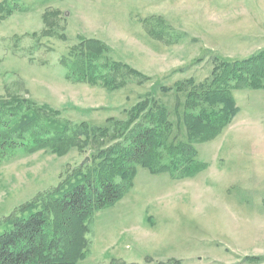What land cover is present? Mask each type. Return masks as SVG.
<instances>
[{"label": "rangeland", "instance_id": "obj_1", "mask_svg": "<svg viewBox=\"0 0 264 264\" xmlns=\"http://www.w3.org/2000/svg\"><path fill=\"white\" fill-rule=\"evenodd\" d=\"M8 3L12 10L0 12V104L27 97L47 106L42 118L68 117L70 125L126 119L146 96L167 103L177 119V100L184 101L190 87L179 90L176 81H202L221 59L264 50V0ZM87 38L109 46L101 64L118 60L149 79L131 71L119 87L71 80L62 57ZM117 75L116 84L123 83ZM259 84L240 82L229 124L197 144L200 159L208 162L204 169L184 175L139 164L126 193L90 214L86 228L71 216L75 230L87 237L75 264H264V75ZM82 137L59 150H6L0 160V233L12 228L9 216L24 205H40V196L70 181L82 164L93 168L101 141ZM62 248L75 250L67 241Z\"/></svg>", "mask_w": 264, "mask_h": 264}, {"label": "trees", "instance_id": "obj_2", "mask_svg": "<svg viewBox=\"0 0 264 264\" xmlns=\"http://www.w3.org/2000/svg\"><path fill=\"white\" fill-rule=\"evenodd\" d=\"M11 10L8 0L0 2V12ZM109 51L101 39H82L62 57L68 78L111 87L124 84L126 77L133 74L131 71L149 79L138 70L128 71L125 68L130 66L118 60L109 59L101 64L100 58L107 57ZM217 66L212 76L202 81L184 78L175 82L179 90L187 83L190 87L185 100H177V119L172 117L171 106L149 96L132 105L126 119L110 116L103 124L84 120L74 125H70L68 117L42 118L39 112L47 106H37L27 97L11 96L10 101H3L0 160L8 148L19 145L31 151L59 150L61 145L79 141L82 136L99 137L101 145L92 157L93 168L84 170L88 164H82L70 181L61 182L40 196V205H24L8 217L12 228L0 233V264H75L77 256L83 253L80 245L86 243L87 237L80 234V229L75 230L71 216L86 228L85 219L90 214L126 193L139 164L152 172L184 175L204 169L208 162L200 159L197 144L218 136L229 124L238 108L233 89L240 82L260 86L264 50L243 59H221ZM120 72L123 83L116 84ZM174 125L179 130L176 133ZM153 159L161 163L157 165ZM69 233L71 238L66 237ZM65 241L74 246V252L62 248Z\"/></svg>", "mask_w": 264, "mask_h": 264}, {"label": "water", "instance_id": "obj_3", "mask_svg": "<svg viewBox=\"0 0 264 264\" xmlns=\"http://www.w3.org/2000/svg\"><path fill=\"white\" fill-rule=\"evenodd\" d=\"M89 160V156H86V158L83 160V163L87 162Z\"/></svg>", "mask_w": 264, "mask_h": 264}]
</instances>
